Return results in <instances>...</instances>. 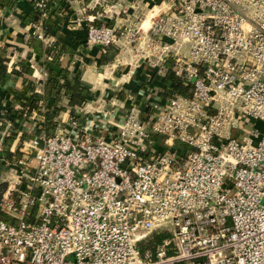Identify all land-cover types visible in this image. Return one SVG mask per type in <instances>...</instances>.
<instances>
[{"label":"built area","instance_id":"obj_1","mask_svg":"<svg viewBox=\"0 0 264 264\" xmlns=\"http://www.w3.org/2000/svg\"><path fill=\"white\" fill-rule=\"evenodd\" d=\"M146 32L192 94L78 107L51 136L34 110L12 159L0 142V264H264V132L242 127L264 123V0H169Z\"/></svg>","mask_w":264,"mask_h":264},{"label":"crops","instance_id":"obj_2","mask_svg":"<svg viewBox=\"0 0 264 264\" xmlns=\"http://www.w3.org/2000/svg\"><path fill=\"white\" fill-rule=\"evenodd\" d=\"M70 1L72 5L67 19L64 21L56 17L59 32L66 40L72 39L74 34L82 35L86 32L83 24L76 21L77 17L83 14L80 9L82 4L86 5L88 19H98L111 26H119L120 21L124 22L127 18L138 15L141 20V29L144 32L150 29L157 15L166 12L169 8V0H121L122 4L119 3L120 0ZM106 1L109 8L104 7V15L99 17V12L95 8L101 5V2ZM31 2L33 1L19 0L12 8L0 6V45L5 49L3 54L10 59V70L17 66L20 60H27L32 62L36 76L37 73L40 74V70H37L36 64L33 63L43 62V56L38 55L28 45L29 38L35 30L33 25L25 22V15L33 10ZM76 47L78 52L72 58L68 55L62 58L63 65L68 66L70 70L74 64L77 65L83 79L91 85V90L99 93H95V102H88L84 106L94 109L104 103L107 109L115 108L118 116H123L134 102L145 105L151 97L163 96L164 75L161 70L158 71V68L149 63L138 65L134 62L135 58L129 60L127 51H125L127 47L122 49L120 47L115 59L107 64L100 62L102 51L99 46L85 42ZM44 74L48 77L47 72ZM9 86L19 89L22 87L21 82L14 78L10 80ZM2 91L10 100L7 88L3 87ZM37 91L44 93V83L38 82ZM104 98H108V101ZM0 109L2 110L1 107Z\"/></svg>","mask_w":264,"mask_h":264},{"label":"trees","instance_id":"obj_3","mask_svg":"<svg viewBox=\"0 0 264 264\" xmlns=\"http://www.w3.org/2000/svg\"><path fill=\"white\" fill-rule=\"evenodd\" d=\"M19 0H0V6L12 8ZM56 8L62 9V2L57 0ZM33 10L25 15V22L28 25H34L41 23L43 26L44 34L46 36L53 35L55 41L46 46V44L37 35L31 34V38L28 41V45L40 56L49 55L51 60H45L42 63L46 67L48 74V82L45 85V90H49V97L37 91V81L32 76L34 75L35 68L27 61L20 60L12 70L9 69L8 58L3 56L2 49L0 47V88L6 87L10 98L11 104L8 108L11 121L15 123L23 118V113L30 115L36 110L40 115L44 117L41 126L47 136L55 134L58 126L57 118L63 111L67 110L66 106H61L60 101L62 97H66L68 100V106L70 111L74 113L75 109L82 107L87 100L93 95L91 85L87 83L80 70L71 71L68 66H64L62 58L66 55L71 58L78 52L76 46L85 43L87 40V34L85 35H73L72 39L66 40L61 37V33L56 24V16L53 12L50 17H43V11L37 7L35 2H31ZM52 6V2L48 3V8ZM82 40V42H80ZM101 48V47H100ZM102 54L100 57L101 64H107L112 62L119 50L115 46H107L101 48ZM164 67L166 69L164 75V90L163 95L174 96L183 95L190 96L192 94V87L190 84H186L184 79L178 76L174 70V58L168 57L165 60ZM14 78L21 82L22 87L9 86L10 80ZM40 102L45 103V110L39 106ZM19 106L20 109H16ZM6 124L0 120V142L2 143V154L6 159H12L13 153L10 152V147L15 140V134L3 135ZM160 142V141H159ZM182 148L187 149L184 144L180 145ZM17 155H20L17 152ZM4 189V186H2ZM0 190V194L2 192Z\"/></svg>","mask_w":264,"mask_h":264},{"label":"rangeland","instance_id":"obj_4","mask_svg":"<svg viewBox=\"0 0 264 264\" xmlns=\"http://www.w3.org/2000/svg\"><path fill=\"white\" fill-rule=\"evenodd\" d=\"M52 6H50V8L53 10L55 16L60 19H64V21L67 19V14L70 11V7L72 5L70 0H60V2H62V9H58L56 7H58L57 5V0H52ZM120 4H122L121 0L119 1ZM85 4H82L81 6V10L82 13L80 16L77 17V22L83 24L84 29L86 30L85 32V36L87 34L88 37V31L90 28L92 27H98L101 26L102 24H106L108 26H111L107 23L101 22L98 19H91L93 21H91L90 19H88L89 17L87 16V10H85ZM104 7L109 8L107 1L106 2H101V5H97V7L95 8V10H98V16H103V12H104ZM122 12V11H121ZM158 16V15H157ZM157 16L153 19V21L157 18ZM98 17V18H99ZM140 17L138 15H133L131 18H127L124 22L120 21L119 26H115L117 29V41L114 44H110L108 46H115L118 48L121 47V49L123 47H127L125 48V51L128 59L132 60L133 58H135L134 62L138 63V65L142 64V63H149L152 64L153 62H155L157 60V56L159 55V47L161 46L162 42H167L166 40L162 39V37H159L158 35L153 34L152 32H144L142 31L143 29H141V22H140ZM152 21V22H153ZM34 27V26H33ZM139 28L141 29L140 31ZM61 37H63V34H61ZM31 38V37H30ZM29 38V40H30ZM48 38V42H50V44H52L55 39L53 37V35L47 36ZM1 42V40H0ZM95 45V44H92ZM90 46V45H88ZM95 46H99V45H95ZM1 49H2V54L4 52V48L2 47V45H0ZM3 56H5L3 54ZM6 57V56H5ZM171 57V56H170ZM7 58V57H6ZM45 60H51L49 55L43 56V61ZM29 62V61H28ZM18 63V62H17ZM30 64H32V62H29ZM8 64L10 66V59H8ZM16 64V63H15ZM33 64H36V68L37 70H40V74L37 73V75H33L32 78L38 82H42V84L44 83V87L46 85V83L48 82V77L45 76L44 73L47 72L46 67L44 66V64L41 62L40 64L34 62ZM165 63H158L156 64L158 67V71L163 69ZM151 66V65H150ZM78 66L74 64V67L71 68V71H76V69ZM153 67H156L153 65ZM156 67V68H157ZM40 76V77H38ZM87 82V81H86ZM49 90H45L44 94L46 97H49ZM95 93L99 94L98 91ZM95 93L93 92L92 97L90 98V100H87V102L85 104H87L88 102H95L94 98L96 97ZM7 95L9 96V92L7 90ZM105 100L108 101V98H104ZM67 98L66 97H62L61 101H60V105L61 106H66L67 110L63 111L60 116L64 117L65 113L70 110V107L68 106V102H67ZM12 99L10 98V100H8L7 97H5L2 88H0V107L2 108V110L0 109V120L4 121L6 124V128H9L6 133V135H10V133L15 134V137H17V133L19 131H23L24 133H26V130H30L32 132L35 131V129H33L37 123V119L31 117L33 114L31 113L30 115H28L27 113H23V118L19 119L17 121V123H15L14 121H11L10 113H8V108L9 105L11 104ZM45 103L40 102L39 106L42 107L43 111L45 110V108H43L45 105ZM84 104V105H85ZM83 105V106H84ZM16 109H20L19 106H16ZM76 110V109H75ZM36 111V110H35ZM39 114V113H38ZM97 113L93 110L91 111V113L86 114L84 112H80L79 114H77V118L80 122H84L87 119H91L93 117V115L95 116ZM30 116V117H29ZM27 122V124H26ZM8 123H12V125L9 127ZM22 125H24L22 127ZM21 126V129H20ZM34 126V127H33ZM254 126L260 128L263 132H264V123L262 121H258L255 124L254 123H247L242 125L243 129H244V133H248L250 129H252ZM5 128V129H6ZM37 128V127H35ZM160 143L162 144L163 141L161 140ZM5 187V186H4Z\"/></svg>","mask_w":264,"mask_h":264}]
</instances>
